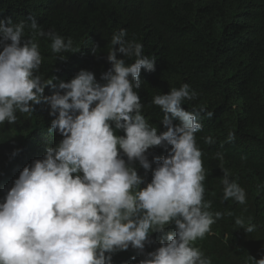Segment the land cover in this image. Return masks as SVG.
Wrapping results in <instances>:
<instances>
[{"label":"clouds","instance_id":"obj_1","mask_svg":"<svg viewBox=\"0 0 264 264\" xmlns=\"http://www.w3.org/2000/svg\"><path fill=\"white\" fill-rule=\"evenodd\" d=\"M29 20H0V125L16 123L17 111L33 113L43 97L54 117L49 132L56 130L63 139L46 147L43 159L25 166L0 202V264H112L113 253L129 247L143 252L152 232L173 223L175 232L167 233V242L139 264H212L195 242L211 234V225L223 215L209 211L211 201L204 198L206 171L196 143L201 113L210 119L213 111L204 106L185 110L182 105L198 93L188 83L171 88L152 99L164 113L166 130L158 133L136 91L141 69L153 71L156 58L127 39L125 29L111 37L106 57L111 68L100 76L104 83L81 69L59 83L63 92L44 97L46 87H56V77L38 74L43 57L37 37L49 39L60 60L66 59L62 53L78 49L70 38L65 41L55 31H44L34 17ZM26 28L31 32L27 37ZM234 140L235 133L229 132L227 141ZM204 142L216 141L209 135ZM167 145L166 156L153 158L157 166L151 182L141 187L144 178L133 163L150 169L148 150ZM217 157L223 200L246 204V191L223 168V155ZM235 224L248 234L256 228L240 217ZM253 260L264 264V258Z\"/></svg>","mask_w":264,"mask_h":264},{"label":"trees","instance_id":"obj_2","mask_svg":"<svg viewBox=\"0 0 264 264\" xmlns=\"http://www.w3.org/2000/svg\"><path fill=\"white\" fill-rule=\"evenodd\" d=\"M8 17L13 23H30L29 17H34L44 31H55L65 41L70 38L78 49L62 53L66 59L60 60L51 51V41L37 37L43 57L38 74L43 79L56 77V87H46L44 97L63 92L59 83L70 81L81 69L104 83L100 76L111 68L106 59L111 37L120 29L127 31V39L143 45L145 55L156 58L153 71L141 69V87L136 91L143 114L158 133L166 130L161 122L164 113L152 104L153 97L188 83L198 96L182 107L213 111L210 119L201 113L203 127L196 133V143L206 171L204 198L211 201L209 211L223 214L211 225V234L195 245L212 264H255L253 258H264V0H0V20ZM29 35L26 28L25 36ZM117 56L124 58L121 53ZM33 108V113L17 111L16 123L0 125V202L23 168L43 159L46 147L63 139L58 131L49 132L54 117L47 101L42 97ZM229 132L235 133L232 142L227 141ZM209 135L214 144L204 142ZM170 147L148 150V170L133 163L144 178L141 187L152 180L157 166L153 158L166 156ZM217 153L223 155L230 178L246 191V204L223 200ZM238 217L254 224L255 231L248 234L237 228ZM169 232H175L174 223L152 232L143 252L129 247L113 253L112 264H139L167 242Z\"/></svg>","mask_w":264,"mask_h":264}]
</instances>
